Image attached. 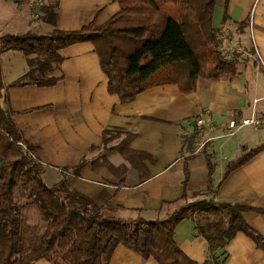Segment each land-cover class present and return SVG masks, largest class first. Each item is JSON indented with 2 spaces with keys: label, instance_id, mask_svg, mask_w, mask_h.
Wrapping results in <instances>:
<instances>
[{
  "label": "crops",
  "instance_id": "1",
  "mask_svg": "<svg viewBox=\"0 0 264 264\" xmlns=\"http://www.w3.org/2000/svg\"><path fill=\"white\" fill-rule=\"evenodd\" d=\"M120 12L119 0H59L56 26L83 30L101 26ZM213 24L223 39L222 49L240 55L238 76L219 81L199 77L190 93L174 83L154 85L130 102L109 91L91 41L59 50L62 77L49 86L11 85L27 73V59L19 49L1 52L6 105L25 140L38 148L43 180L58 186L66 179L81 198L109 206L118 218L156 219L199 199L264 209V149L225 175L246 148L264 145V140L254 145L251 135L264 133V0H217ZM46 27L51 28L32 19L26 2L0 0V34L34 28L47 33ZM248 117L260 124L238 131L245 133L228 145L235 157L224 166L229 159L221 153L226 143L218 141L228 136L225 125L232 118ZM201 119L204 124L198 126ZM200 217L197 212L179 221L174 238L190 258L203 262L209 244L197 232ZM244 217L264 237V214L248 211ZM25 228L23 240L34 242L33 225ZM225 249V264H264V249L244 232ZM34 264L50 263L41 259ZM110 264L159 263L120 244Z\"/></svg>",
  "mask_w": 264,
  "mask_h": 264
},
{
  "label": "trees",
  "instance_id": "2",
  "mask_svg": "<svg viewBox=\"0 0 264 264\" xmlns=\"http://www.w3.org/2000/svg\"><path fill=\"white\" fill-rule=\"evenodd\" d=\"M17 5L24 0H11ZM121 12L101 26L63 31L57 28L59 0H47L39 10L51 26L47 33L29 29L0 37V53L19 49L29 69L11 85L49 86L62 77L59 50L76 42L95 44L108 77V89L122 102L154 85L174 83L190 93L199 77L219 81L240 74V55L222 49L213 16L217 0H119ZM6 85L0 63V264H110L120 244L159 264H225L226 245L238 233L249 235L264 249V237L245 219L257 209L244 203L199 199L177 208L165 218H118L112 208L87 202L66 179L49 186L42 178L38 148L28 143L13 120L5 101ZM264 145L247 150L227 166L225 175L249 161ZM86 163L83 160L77 172ZM209 165L213 168L212 161ZM22 188V190H21ZM34 207L39 223L34 242L23 240L19 202ZM197 232L208 241L205 261L190 258L174 238L175 225L195 213Z\"/></svg>",
  "mask_w": 264,
  "mask_h": 264
},
{
  "label": "rangeland",
  "instance_id": "3",
  "mask_svg": "<svg viewBox=\"0 0 264 264\" xmlns=\"http://www.w3.org/2000/svg\"><path fill=\"white\" fill-rule=\"evenodd\" d=\"M46 28H48V30H47V32L48 31H50V27H46ZM50 28V29H49ZM35 32H37L36 30H35V28L33 29ZM41 31H38V33H40ZM45 32V31H44ZM2 35H4V34H0V37L2 36ZM224 52L226 53V54H228V52H226L225 50H224ZM264 93V82L261 84V88H260V94H263ZM243 133H245V130H242V131H240V132H238L236 135H234V136H226V137H224V138H222V139H220L219 141H218V144H221V142H223V143H226V145H224V147L226 148V151L225 152H223V150H222V148H221V153H222V158H224L225 157V155H227V156H229V159L227 160H224V166L228 163V161H231L232 159H234V157H235V154H231L229 151V149L231 148V146H228L229 144H235V142H237V141H239V140H241L242 139V134ZM251 135L252 136H254V145H257L258 143H260V141H263L264 140V133H261V132H251ZM220 151V150H219ZM21 190H22V188H21ZM24 201H25V198L23 197V198H21L20 199V202H19V205H18V207H19V218H20V223H19V226L21 227V228H25V224H31V225H33V227L36 225V224H38L39 223V218H38V216H39V214L37 215V211H36V209L34 208V207H31V208H24V206H23V203H24ZM177 208H180V207H177ZM176 208V209H177ZM173 209V208H172ZM176 209H174V210H176ZM173 210V211H174ZM172 211V212H173ZM171 212H169L168 214H170ZM168 214H165L164 215V213L162 214L163 216L162 217H159L160 219H162V218H165ZM40 217V216H39ZM25 223V224H24ZM26 229V228H25Z\"/></svg>",
  "mask_w": 264,
  "mask_h": 264
},
{
  "label": "built area",
  "instance_id": "4",
  "mask_svg": "<svg viewBox=\"0 0 264 264\" xmlns=\"http://www.w3.org/2000/svg\"><path fill=\"white\" fill-rule=\"evenodd\" d=\"M24 1H26V3L31 8V15L33 18L39 17V10L47 2V0H24ZM197 124L198 126H202L204 124V120L203 119L198 120ZM248 124L259 125L260 120L257 118L248 117V118H243L242 121H240V120H237L236 118H232L225 125V128H224L226 131L225 135L232 136L236 132H238L244 125H248ZM200 145L204 146L205 141H202Z\"/></svg>",
  "mask_w": 264,
  "mask_h": 264
}]
</instances>
